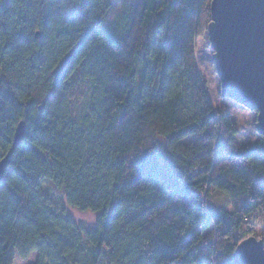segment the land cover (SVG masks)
Listing matches in <instances>:
<instances>
[{"label": "trees", "instance_id": "16d2710c", "mask_svg": "<svg viewBox=\"0 0 264 264\" xmlns=\"http://www.w3.org/2000/svg\"><path fill=\"white\" fill-rule=\"evenodd\" d=\"M209 2L0 0V264H233L257 225L264 243V138L235 147L198 71Z\"/></svg>", "mask_w": 264, "mask_h": 264}, {"label": "water", "instance_id": "95a60500", "mask_svg": "<svg viewBox=\"0 0 264 264\" xmlns=\"http://www.w3.org/2000/svg\"><path fill=\"white\" fill-rule=\"evenodd\" d=\"M206 37L223 99H230L252 113L254 128L264 138V0H210ZM36 39L40 34H36ZM26 123L20 121L12 148L24 139ZM0 159V179L9 163ZM233 264H264V244L248 236L236 245Z\"/></svg>", "mask_w": 264, "mask_h": 264}, {"label": "rangeland", "instance_id": "374dc122", "mask_svg": "<svg viewBox=\"0 0 264 264\" xmlns=\"http://www.w3.org/2000/svg\"><path fill=\"white\" fill-rule=\"evenodd\" d=\"M195 48L198 71L200 72L201 80L205 83L206 92L208 93L211 103L213 104L214 108H220L229 114L232 118L233 125H235L237 128V138L234 141L235 147L241 148L243 145H249L253 143V141H255L258 136L254 128L257 112L252 111L251 113L230 99L227 100L221 97L220 81L216 74V70H214L212 59L213 52L211 48H209V42L206 34H204L203 38H198L196 40ZM42 185L44 189H46V194L49 200H51L55 206L65 210L66 214H69L73 221H75L78 225H82L84 229H89L95 225L97 217L96 213L91 211L82 212L69 207L66 204L63 192L61 190L53 188L47 181H44ZM210 201L219 205H223L225 203H227V205L229 204L226 195L223 192L221 193L211 191ZM228 208L230 209L229 205ZM254 229L256 236H250L262 240V226L257 225ZM36 260L37 254L34 252L25 259L15 256L13 264H35Z\"/></svg>", "mask_w": 264, "mask_h": 264}]
</instances>
